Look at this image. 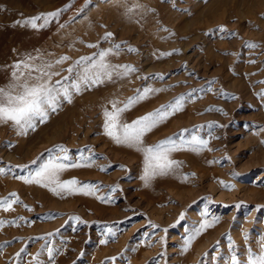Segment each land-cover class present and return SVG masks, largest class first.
<instances>
[{"label": "rangeland", "instance_id": "1", "mask_svg": "<svg viewBox=\"0 0 264 264\" xmlns=\"http://www.w3.org/2000/svg\"><path fill=\"white\" fill-rule=\"evenodd\" d=\"M58 10L61 15L46 28L23 26L27 18ZM221 27L238 35L227 38L218 31ZM246 42L259 47L245 48ZM116 44L121 50L107 62L138 71L73 95L71 103H63L27 135H18L11 122L0 123V167L35 171L55 145L66 146L73 160L80 150L91 149L95 165L69 169L61 179L100 184V196L111 186L121 191L112 193V203L79 194L61 198L12 174L0 175V199L17 193L23 201L12 211L0 210V220L32 222L0 230V264L13 262L25 246V261L32 260L43 242L31 238L57 230L55 246L63 251L54 264H106L111 257H118L115 264H223L218 258L228 259V235L239 259H245L248 247L259 253L264 236V99L258 95L264 92V83H258L264 81V0H0V88L12 82L18 61H51L52 71L61 73L55 81L69 75L66 69L76 60ZM65 55L70 59L56 65ZM21 71L27 75L28 69ZM160 74L163 80L154 78ZM209 81L215 82L211 92H199L144 138L150 146L205 126L198 134L208 141L207 148L173 152L171 159L181 162L178 174L157 176L145 185L143 154L103 134L104 108L111 110L112 100L123 106L145 85L166 89L125 112L122 120L131 123L181 94L206 88ZM222 92L230 95L225 98ZM238 204L246 207L237 209ZM73 216L82 222H72ZM216 218L185 250L186 238L205 219L211 224ZM105 227L116 235L101 244Z\"/></svg>", "mask_w": 264, "mask_h": 264}, {"label": "snow or ice", "instance_id": "2", "mask_svg": "<svg viewBox=\"0 0 264 264\" xmlns=\"http://www.w3.org/2000/svg\"><path fill=\"white\" fill-rule=\"evenodd\" d=\"M62 10L53 13L41 14L36 17L27 18L23 21V26L31 27L33 30H40L49 26V24L59 18ZM131 11V9L129 10ZM20 24V21L15 22ZM167 31V29H164ZM218 31L226 34L227 38H235L238 34L228 33L227 29L221 27ZM111 34H108L110 36ZM105 37V39L108 38ZM96 47V45H88ZM259 45L253 42H246L245 48H257ZM121 45L116 44L113 48L100 50L92 56L81 57L76 60L72 66L66 69L69 75L63 76L59 80L53 81V77L60 76L58 71H52L54 67L51 61H44L42 57H29L27 60L18 61L13 65L12 82L7 88H0V123L11 122L17 130L18 135H27L29 131H35L38 125L47 123L50 116L60 110L63 103H71L73 95L82 94L84 90L96 87L103 84L105 81H111L113 77L124 78L138 71L133 65H112L107 62V57L113 54H119ZM129 52H135L136 49H128ZM180 54L168 52L162 53V56ZM70 59L68 56H62L55 61L56 65L62 64ZM40 60L39 64L30 63L29 61ZM255 63V61H252ZM28 69L27 75L21 69ZM35 73V75H33ZM191 75V73H190ZM164 79L163 74L158 77ZM142 79H149L142 77ZM214 81H209L206 88L193 89L192 92L181 94L174 98L173 101L160 108L138 117L131 123L123 121V114L130 111L136 104L148 99L150 96L166 91V89L153 88L150 85H145L142 89L136 90V95L127 99L123 106H119L116 100L110 101L111 110L104 108L103 117L104 123L103 134L108 136L117 145H123L133 148L141 152L144 156V170L141 179L147 185L153 178L157 176L177 175L178 169L181 167V162L171 159V154L179 150H191L200 152L207 148L208 141L202 138L198 133L205 126H196L194 129H184L173 137H168L165 140L158 142L155 145H145V136L152 132L156 127L166 122L171 116L182 111L188 101L196 98L199 92H211ZM258 83H264L260 81ZM225 98L230 94L221 93ZM261 99H264V92L258 93ZM235 99V97H231ZM220 109H209V111ZM211 128L213 125H208ZM185 133L188 135L185 136ZM48 152L47 159L40 163L35 171H32L28 166H12L7 165L0 167V175L12 174L14 178L23 181L25 184H36L51 191L54 195L64 198L71 195H87L94 196L101 202L112 203V193L121 191L118 185L109 187L107 195L100 196L98 193L101 190L100 184L91 182L82 183L76 178L62 180L61 175L73 168L92 167L95 165V154L91 149L80 150L78 159L73 160L70 156V150L64 145H55ZM43 155V154H42ZM33 164L36 161H32ZM212 163H215L214 161ZM123 168V166H121ZM15 169H19L24 175L18 174ZM101 171L107 172L106 167H102ZM187 174L183 178H188ZM233 176L238 174L233 173ZM221 184L228 190L234 189L235 185L227 184L221 181ZM23 204L17 193H10L8 197L0 199V210L12 211L13 205ZM28 209V205H23ZM237 209L246 207V205L238 204ZM207 215V214H206ZM72 222H82L81 218L73 216L70 218ZM184 219V214L181 213L179 220ZM216 218L210 224L207 219L196 228L192 235H189L185 240V250L190 246L193 239L201 234L207 228L214 226L218 222ZM32 223L23 217L13 220H0V230L5 226H20ZM153 227H157L152 225ZM106 238L101 239V244H107L116 233L110 227L104 228ZM167 232V229H164ZM59 235V230L33 237L31 239L42 241V246L32 260L25 261V254L29 252L27 246L16 253L15 260L10 264H54L56 256L62 253L63 249L55 246V238ZM230 254L228 259L224 260L221 256L218 260L223 261V264H264V236L259 238L260 252L255 253L250 247L246 249L245 259H239L241 255L231 236L228 235ZM248 239V236L245 237ZM11 245V242H6ZM219 247V245H217ZM46 255L45 261L42 257ZM118 257H111L106 261V264H115Z\"/></svg>", "mask_w": 264, "mask_h": 264}]
</instances>
